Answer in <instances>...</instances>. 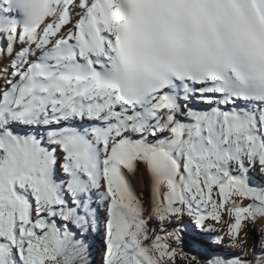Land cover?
<instances>
[{
  "label": "snow or ice",
  "instance_id": "1",
  "mask_svg": "<svg viewBox=\"0 0 264 264\" xmlns=\"http://www.w3.org/2000/svg\"><path fill=\"white\" fill-rule=\"evenodd\" d=\"M253 171L264 0H0V264H264Z\"/></svg>",
  "mask_w": 264,
  "mask_h": 264
},
{
  "label": "rangeland",
  "instance_id": "2",
  "mask_svg": "<svg viewBox=\"0 0 264 264\" xmlns=\"http://www.w3.org/2000/svg\"><path fill=\"white\" fill-rule=\"evenodd\" d=\"M251 176H250V179L253 182L254 175L251 174ZM136 194H137V192H136ZM137 195L140 196L139 194H137ZM140 198L144 202L145 209H147L148 205L145 203L143 197L140 196ZM98 212H99L100 218L98 220L96 235L94 237L95 243L93 245H90V249H89V251H93V253H94V256H93L94 259L92 260V264H103L102 257L105 254V248H104V222H105L104 221V215H105V209H104L103 203L99 204ZM214 226L218 231H220L221 229H223V231H227V229L224 228L222 223L215 224ZM150 227L155 228L158 231L163 230L162 226L157 222H153L150 225ZM247 232H248L247 248L243 252H241L239 249H236V250L232 249L231 253H229L227 243L225 242L220 248L208 250L207 252H205L203 254L204 255H208V254L220 255V256L229 255V254H238L241 256L247 255V256L251 257L254 250H255L256 254H259L260 242L262 239H264V220L258 222L254 228H253V226L249 225ZM221 234H223V232H221ZM177 264H182V262L177 261Z\"/></svg>",
  "mask_w": 264,
  "mask_h": 264
},
{
  "label": "bare ground",
  "instance_id": "3",
  "mask_svg": "<svg viewBox=\"0 0 264 264\" xmlns=\"http://www.w3.org/2000/svg\"><path fill=\"white\" fill-rule=\"evenodd\" d=\"M192 105L197 109H204L206 106L201 104L198 100H193ZM138 138V137H134ZM136 171L135 173H127V177L131 183V186L134 191L137 192L140 196L143 197L145 203L149 206L150 197H151V185L149 175L146 171V168L142 162H136ZM254 175V184L260 185L264 184V177H261L258 172L253 171L251 173ZM252 177V176H251ZM236 250V249H234Z\"/></svg>",
  "mask_w": 264,
  "mask_h": 264
},
{
  "label": "trees",
  "instance_id": "4",
  "mask_svg": "<svg viewBox=\"0 0 264 264\" xmlns=\"http://www.w3.org/2000/svg\"><path fill=\"white\" fill-rule=\"evenodd\" d=\"M95 235H96V229L93 230L92 234L89 236V242H90V245H93L95 243ZM94 253L93 251H89V264H92V260L94 259Z\"/></svg>",
  "mask_w": 264,
  "mask_h": 264
},
{
  "label": "water",
  "instance_id": "5",
  "mask_svg": "<svg viewBox=\"0 0 264 264\" xmlns=\"http://www.w3.org/2000/svg\"><path fill=\"white\" fill-rule=\"evenodd\" d=\"M149 179H150V177H149Z\"/></svg>",
  "mask_w": 264,
  "mask_h": 264
}]
</instances>
